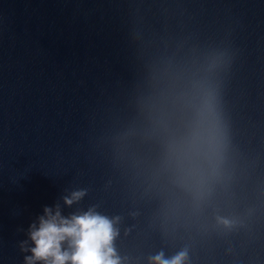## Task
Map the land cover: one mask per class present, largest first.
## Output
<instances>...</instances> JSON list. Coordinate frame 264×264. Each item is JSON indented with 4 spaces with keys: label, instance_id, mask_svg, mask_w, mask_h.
Wrapping results in <instances>:
<instances>
[{
    "label": "water",
    "instance_id": "95a60500",
    "mask_svg": "<svg viewBox=\"0 0 264 264\" xmlns=\"http://www.w3.org/2000/svg\"><path fill=\"white\" fill-rule=\"evenodd\" d=\"M56 203L123 264H264V0H0V264Z\"/></svg>",
    "mask_w": 264,
    "mask_h": 264
},
{
    "label": "clouds",
    "instance_id": "9594fccd",
    "mask_svg": "<svg viewBox=\"0 0 264 264\" xmlns=\"http://www.w3.org/2000/svg\"><path fill=\"white\" fill-rule=\"evenodd\" d=\"M206 106L211 111V105ZM198 140L199 133L194 130L189 147ZM86 194V189L73 190L61 199L70 208ZM217 219L226 227L232 226L228 219ZM120 222V216L103 215L95 206L68 215L63 214L60 203L44 206L43 214L29 225L27 239L19 243L22 252L30 253L24 256V264H123L114 243L120 235ZM187 260V249L170 258L161 250L149 258V264H186Z\"/></svg>",
    "mask_w": 264,
    "mask_h": 264
}]
</instances>
